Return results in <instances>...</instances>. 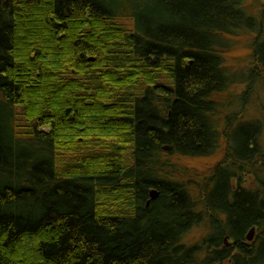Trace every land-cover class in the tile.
<instances>
[{"label": "trees", "instance_id": "obj_1", "mask_svg": "<svg viewBox=\"0 0 264 264\" xmlns=\"http://www.w3.org/2000/svg\"><path fill=\"white\" fill-rule=\"evenodd\" d=\"M245 1L0 0V264H264V197L231 198L264 162L244 105L199 199L173 160L219 148L226 38L256 32L264 74Z\"/></svg>", "mask_w": 264, "mask_h": 264}, {"label": "rangeland", "instance_id": "obj_2", "mask_svg": "<svg viewBox=\"0 0 264 264\" xmlns=\"http://www.w3.org/2000/svg\"><path fill=\"white\" fill-rule=\"evenodd\" d=\"M245 9L250 16L257 18L264 11V0H246ZM122 20L128 23L127 20L129 19L122 18ZM257 36L256 32L245 30L238 36L225 39L229 47L228 51L223 54V61L229 76V85L221 96L223 99L222 107H220L222 114L217 119V126L218 130L224 132L227 126L224 121L228 114L239 113L244 105V112L235 120L234 126L238 124V121L239 123L257 124L260 129L257 141L260 150L264 153V74L262 76L252 75L255 65L254 44ZM249 79L253 81L250 82ZM221 141V145L214 156L173 159L179 162V176L176 180L178 182H190L191 190L189 191H191L193 199H199L197 188L200 186L196 184L204 186L203 179L208 178L214 167L225 160L226 143L223 139ZM259 162L264 164L262 160ZM206 237L207 229L200 224L186 235L184 242L189 246H194L201 243Z\"/></svg>", "mask_w": 264, "mask_h": 264}, {"label": "flooded vegetation", "instance_id": "obj_3", "mask_svg": "<svg viewBox=\"0 0 264 264\" xmlns=\"http://www.w3.org/2000/svg\"><path fill=\"white\" fill-rule=\"evenodd\" d=\"M240 123H243V122H240ZM238 124H239V121H238ZM216 126H217V124H216ZM234 127L235 126L233 125V128ZM217 129H218V126H217ZM218 131L221 134V140L222 139L225 140V143H226V154H227L229 149H228V142H227L226 138H227V135L229 134V132H227V131L221 132L220 130H218ZM225 136H226V138H225ZM221 140L219 142V147H220L221 142H222ZM255 144L256 145L259 144L258 141H257V143L255 142ZM216 166H218V165H216ZM249 167L250 168H246L245 169L244 165H238V168H237V170H239L238 172H240V171H242V172L237 174V175H235V179L230 181L231 184H232V191H231L232 195H231V198H234L239 193H241L243 196L246 195V193L252 194L255 197L257 196V199H261L262 197H264V188H263L264 185H262L259 181H256L254 179L255 175L253 173L249 174V173H245L244 172L245 170H248V169L251 170V172H252L253 168L254 169H260L261 167H264V164L259 162V163L255 164V165H249ZM255 233H256V236L254 237V239L257 238V229H255ZM226 240H228V238L224 239V244L227 247H229V248H233L234 247V241L233 240H228L227 242H225ZM247 243H251V242L247 241Z\"/></svg>", "mask_w": 264, "mask_h": 264}, {"label": "water", "instance_id": "obj_4", "mask_svg": "<svg viewBox=\"0 0 264 264\" xmlns=\"http://www.w3.org/2000/svg\"><path fill=\"white\" fill-rule=\"evenodd\" d=\"M164 150H165L166 152H169V151H171L172 149H171V147L166 146V147H164ZM158 197H159V192H158L157 190H152L151 193H150V199H151V201L157 199ZM151 201H149L147 205H150V202H151ZM254 236H255V229L253 228V229L250 231V233L248 234V236H247V240H248L249 242H251L252 240H254Z\"/></svg>", "mask_w": 264, "mask_h": 264}]
</instances>
